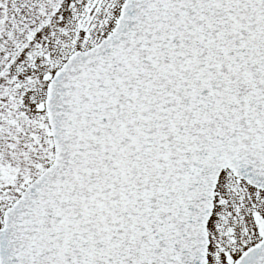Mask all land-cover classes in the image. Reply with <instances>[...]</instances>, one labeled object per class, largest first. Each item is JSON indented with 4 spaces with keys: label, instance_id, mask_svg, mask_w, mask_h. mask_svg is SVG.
Here are the masks:
<instances>
[{
    "label": "snow or ice",
    "instance_id": "snow-or-ice-1",
    "mask_svg": "<svg viewBox=\"0 0 264 264\" xmlns=\"http://www.w3.org/2000/svg\"><path fill=\"white\" fill-rule=\"evenodd\" d=\"M0 264H264V0H0Z\"/></svg>",
    "mask_w": 264,
    "mask_h": 264
}]
</instances>
